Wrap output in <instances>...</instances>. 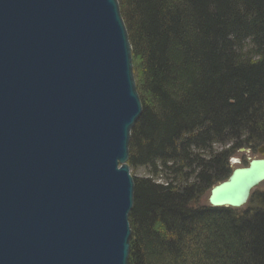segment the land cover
Wrapping results in <instances>:
<instances>
[{
	"label": "water",
	"instance_id": "obj_1",
	"mask_svg": "<svg viewBox=\"0 0 264 264\" xmlns=\"http://www.w3.org/2000/svg\"><path fill=\"white\" fill-rule=\"evenodd\" d=\"M141 110L117 0H0V264H128ZM257 153L210 208L247 204Z\"/></svg>",
	"mask_w": 264,
	"mask_h": 264
},
{
	"label": "trees",
	"instance_id": "obj_2",
	"mask_svg": "<svg viewBox=\"0 0 264 264\" xmlns=\"http://www.w3.org/2000/svg\"><path fill=\"white\" fill-rule=\"evenodd\" d=\"M141 104L128 144V264H264V191L196 207L264 147V0H117ZM220 152H214V147Z\"/></svg>",
	"mask_w": 264,
	"mask_h": 264
},
{
	"label": "rangeland",
	"instance_id": "obj_3",
	"mask_svg": "<svg viewBox=\"0 0 264 264\" xmlns=\"http://www.w3.org/2000/svg\"><path fill=\"white\" fill-rule=\"evenodd\" d=\"M132 73H133V69H132ZM133 79H134V77H133ZM220 150H221V148L217 147V146L213 148L214 152H220ZM257 150H258V148H255V149H253V148H243V149H239V150L234 151L231 154V156H230V158L228 160V163H227L228 164L227 165L228 166V170L231 172L235 168L246 167L250 160L256 159V158H261V156L257 153ZM129 175L131 177H147L148 173L144 169H139V170H136V171L129 170ZM211 188H208L201 195V197L196 201V203H195L196 207H209L208 203H207V198H208L209 191H210ZM263 191H264V182L261 185H259L255 190H253L252 194L258 193V192H263ZM248 202H249V200H248ZM248 202L243 207H241L239 209H234L233 211H235L236 214L242 213L243 211L247 210L248 204H249Z\"/></svg>",
	"mask_w": 264,
	"mask_h": 264
},
{
	"label": "bare ground",
	"instance_id": "obj_4",
	"mask_svg": "<svg viewBox=\"0 0 264 264\" xmlns=\"http://www.w3.org/2000/svg\"><path fill=\"white\" fill-rule=\"evenodd\" d=\"M230 175V174H229Z\"/></svg>",
	"mask_w": 264,
	"mask_h": 264
}]
</instances>
